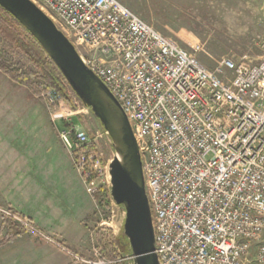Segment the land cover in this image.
I'll return each mask as SVG.
<instances>
[{"label":"built area","instance_id":"2783aa9c","mask_svg":"<svg viewBox=\"0 0 264 264\" xmlns=\"http://www.w3.org/2000/svg\"><path fill=\"white\" fill-rule=\"evenodd\" d=\"M71 42L131 126L141 158L158 264H264V38L260 61L206 68L117 0H29ZM54 94V93H53ZM55 96V94H54ZM47 103L56 97L47 93ZM78 107L81 102L74 99ZM89 196L101 154L80 128L60 134ZM27 234L59 246L28 220ZM71 264H124L129 255Z\"/></svg>","mask_w":264,"mask_h":264},{"label":"rangeland","instance_id":"374dc122","mask_svg":"<svg viewBox=\"0 0 264 264\" xmlns=\"http://www.w3.org/2000/svg\"><path fill=\"white\" fill-rule=\"evenodd\" d=\"M117 1L160 35L173 40L188 53L194 54V49L198 46L199 51L195 53V56L208 69L214 68L224 57L234 61L243 58L250 64L260 61L257 43L264 38V0ZM0 51L11 61L6 65H9L10 69H17L18 74L37 72L32 62L13 46L1 29ZM36 87V91L33 92L30 86L14 82L9 75L0 70V151L3 147L12 145L42 147L44 151L48 150L47 156L50 160L55 156L56 149L65 153L67 151L73 172L79 176L60 134L70 125L82 129L101 154L102 168L101 175L96 179L98 190L94 197L88 195L83 185L92 205L86 222L88 225L87 246L89 247L92 240L93 245L100 248L97 241L99 236L100 240L112 242L115 246L106 251L100 248L105 255L114 257L116 252L125 254L128 241L122 234V226L119 225L121 212L113 207L110 195L109 198L106 195V191L110 190L108 164L115 155L106 133L88 108L82 104L81 107L80 104L78 107L74 104L76 96L72 91L73 109L68 110L58 106L60 95L56 90L44 84ZM47 93L56 97L53 99V104L45 100ZM0 164H2L0 166V210L16 214L8 208L1 207V198L4 195L2 187L5 184L8 186L9 180H15L14 178L21 175L20 172L27 170L11 168V165H14L12 162L8 163L7 168L5 162ZM0 215L3 220L7 219L8 222L18 225L17 229L23 230L20 223L3 217L2 213ZM83 258L88 259L90 256ZM124 264L130 263L126 261Z\"/></svg>","mask_w":264,"mask_h":264},{"label":"water","instance_id":"95a60500","mask_svg":"<svg viewBox=\"0 0 264 264\" xmlns=\"http://www.w3.org/2000/svg\"><path fill=\"white\" fill-rule=\"evenodd\" d=\"M0 9L38 44L81 104L91 111L115 151L108 164L109 195L128 241L130 264H158L141 158L131 126L107 87L82 63L71 42L29 0H0Z\"/></svg>","mask_w":264,"mask_h":264},{"label":"crops","instance_id":"0c3cea01","mask_svg":"<svg viewBox=\"0 0 264 264\" xmlns=\"http://www.w3.org/2000/svg\"><path fill=\"white\" fill-rule=\"evenodd\" d=\"M47 153L42 147H3L0 162H5L6 168L12 162L11 168L27 171L2 187L1 207L28 220L64 250L22 229L8 227L0 215V238L15 235L0 246V264H71L68 253L91 256L95 245L91 240L87 246L86 223L92 209L90 199L80 177L73 172L67 151L56 149L51 160Z\"/></svg>","mask_w":264,"mask_h":264},{"label":"trees","instance_id":"16d2710c","mask_svg":"<svg viewBox=\"0 0 264 264\" xmlns=\"http://www.w3.org/2000/svg\"><path fill=\"white\" fill-rule=\"evenodd\" d=\"M0 29L4 33L7 39L13 44V46L23 55L27 57L29 61L37 69V72H24L18 74V70L10 69L7 62L10 63V59L0 51V70H3L9 77L16 83L21 85L30 86L32 91H36L37 85L44 84L49 88L56 90L59 93V103L58 106H63L65 109H73V102L71 96V90L55 68V66L48 59L43 50L38 46V44L33 40V38L23 29L21 26L13 20L6 12L0 9ZM16 73V74H15ZM32 80H34L32 82ZM107 198H109V192L106 191ZM18 215V214H17ZM21 217L20 215H18ZM4 217V216H3ZM4 224L11 228H17L18 225L8 222L7 219L3 220ZM15 236V235H14ZM13 234L8 238H0V246L4 245L10 241ZM100 248H104V251L108 249H113L115 246L112 242H104L97 238ZM101 251L104 254L103 249ZM128 252V251H127ZM126 252V253H127ZM117 253V254H116ZM115 253L117 255H124ZM105 255V254H104ZM108 256V255H106Z\"/></svg>","mask_w":264,"mask_h":264},{"label":"bare ground","instance_id":"6f19581e","mask_svg":"<svg viewBox=\"0 0 264 264\" xmlns=\"http://www.w3.org/2000/svg\"><path fill=\"white\" fill-rule=\"evenodd\" d=\"M109 228V227H108Z\"/></svg>","mask_w":264,"mask_h":264}]
</instances>
